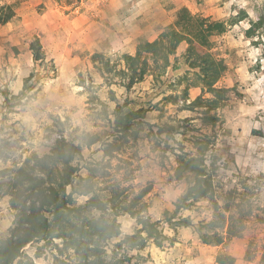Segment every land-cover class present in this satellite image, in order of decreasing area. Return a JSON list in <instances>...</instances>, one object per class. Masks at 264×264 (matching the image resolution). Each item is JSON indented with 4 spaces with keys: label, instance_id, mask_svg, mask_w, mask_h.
<instances>
[{
    "label": "rangeland",
    "instance_id": "obj_1",
    "mask_svg": "<svg viewBox=\"0 0 264 264\" xmlns=\"http://www.w3.org/2000/svg\"><path fill=\"white\" fill-rule=\"evenodd\" d=\"M0 7L13 11L11 20L0 24V171L21 167L33 155L49 154L62 139L73 142L82 148L72 163L79 174L87 177L86 167L95 170L94 196L107 201L116 194L115 203L129 205L151 186L135 209L145 203L146 211L139 215L160 221L163 233L172 237L163 215L173 213L186 187L185 181L173 178L177 155L182 148L195 154L193 135H212V154L219 165L214 200L221 205L226 191L237 190V202L250 209L243 236L209 246L201 243L193 229H178L173 246L166 243L157 248L148 241L142 248L131 249L127 239L140 226L128 214H120L115 217L120 234L100 243V259L102 264H217L218 255H230L234 264H262L264 32L251 23L258 21L264 0H0ZM182 8L226 24L240 11L247 15L211 38L210 52L226 66L216 86L229 89L224 106L210 112L220 118L214 126L203 124L205 108L187 107L199 96H212L200 87L185 92L194 73L184 63L185 42L170 57L166 73L152 68L130 88L124 86L128 80L119 76L108 83L92 62L93 55L101 54L117 70L123 69V55L134 56L141 42H153L175 29ZM34 38L40 41L43 62L33 61L29 45ZM118 107L121 116L140 110L143 118L133 120L128 132L118 133ZM91 137L99 141L88 146ZM105 143L115 144L110 156L104 155ZM3 181L7 180L0 177ZM89 197L77 196L75 202L84 204ZM15 213L10 198L0 190V239L12 228ZM212 215V202L204 199L177 217H190L196 224L209 221ZM87 216L98 218L100 213L91 211ZM79 262L80 254L54 239L26 246L24 256L14 264Z\"/></svg>",
    "mask_w": 264,
    "mask_h": 264
},
{
    "label": "trees",
    "instance_id": "obj_2",
    "mask_svg": "<svg viewBox=\"0 0 264 264\" xmlns=\"http://www.w3.org/2000/svg\"><path fill=\"white\" fill-rule=\"evenodd\" d=\"M246 16L244 11H240L237 17L226 24L193 15L186 8H182L176 15L175 29L162 33L153 42H141L134 56L123 55V69L117 70L101 54L93 55L92 62L108 83L119 76L128 80L124 86L130 88L133 81H141L152 68L159 70L161 74L166 73L170 67V57L185 42L187 49L183 57L184 63L194 72L193 78L187 80L189 85L185 92L190 87H200L203 92L212 96L211 99L199 96L187 107L190 110L205 108L201 120L204 125L214 126L220 118L210 112L224 106L229 89L216 86L226 71V66L223 60L215 58L210 52L213 46L211 38L224 34L229 26L243 21ZM12 17L13 11L10 7H0V24L9 22ZM251 24L264 32V7L258 21ZM246 34L251 37L252 30H248ZM29 49L35 63L43 62L38 38H34ZM182 78L184 80L186 76ZM27 82L28 79L23 83V90ZM121 111V107H118L115 112L118 133L128 132L133 120L143 118L140 110L128 112L124 116H121ZM98 141L91 137L87 145L91 146ZM214 143L215 138L212 135L198 133L192 136L195 154L187 153L182 148L177 155L173 178L178 182L185 181L186 187L175 203L173 213L165 211L163 215V222L173 232L172 237L163 233L160 221L154 222L149 217L139 215L146 211L145 203L135 209L151 192V186L143 188L129 205L124 202L123 205L115 203L116 194L107 201L94 196L91 180L95 170L86 167L88 176L82 177L79 174L80 169L72 163L81 156L82 148L73 142L62 139L55 143L49 154L43 157L33 155L21 167L1 170L0 177L7 181L0 182V190H4V195L10 198V206L16 213L12 228L6 237L0 239V264H14L24 256L26 246L41 241L48 243L54 239L60 240L65 249H72L80 254L79 264H102L99 245L102 241L119 236L120 225L115 217L120 214H128L140 226L127 239L131 249L142 248L148 241L157 248H162L166 243L173 246L178 242V229L187 228L193 229L201 243L209 246H218L225 241L241 238L246 230L250 209L246 210L237 202L239 193L236 189L225 192L221 205L214 200L219 170L218 162L212 154ZM114 146L113 143H105L104 155L110 156ZM88 195L90 197L84 204H76L77 196ZM204 199H208L213 205V215L209 221L195 224L190 217H177L180 211H191ZM91 211L99 212L100 216L89 218L87 214ZM107 211H111V214L106 215ZM91 258L93 261H89ZM234 262L235 259L230 255L216 257L217 264ZM261 263L264 264V255Z\"/></svg>",
    "mask_w": 264,
    "mask_h": 264
}]
</instances>
